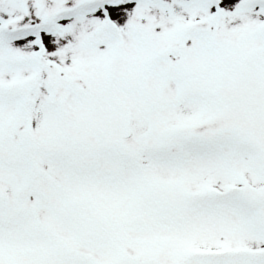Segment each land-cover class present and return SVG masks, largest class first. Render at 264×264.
<instances>
[{
    "label": "snow or ice",
    "instance_id": "1",
    "mask_svg": "<svg viewBox=\"0 0 264 264\" xmlns=\"http://www.w3.org/2000/svg\"><path fill=\"white\" fill-rule=\"evenodd\" d=\"M0 264H264V0H0Z\"/></svg>",
    "mask_w": 264,
    "mask_h": 264
}]
</instances>
